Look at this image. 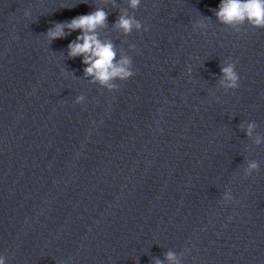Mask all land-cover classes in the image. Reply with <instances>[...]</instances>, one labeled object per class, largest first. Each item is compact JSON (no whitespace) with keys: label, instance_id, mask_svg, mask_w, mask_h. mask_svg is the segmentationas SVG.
Returning <instances> with one entry per match:
<instances>
[{"label":"clouds","instance_id":"clouds-1","mask_svg":"<svg viewBox=\"0 0 264 264\" xmlns=\"http://www.w3.org/2000/svg\"><path fill=\"white\" fill-rule=\"evenodd\" d=\"M101 4H111L113 8H118L116 0H100ZM127 8H119L118 17L112 28L122 33L124 36L130 35L133 30L140 31L142 24L131 15L128 9L136 10L141 0H126ZM95 10L88 14L78 15L71 20L55 22L44 33L46 41L63 39L74 31H79V35L67 46V57L69 59L81 57L84 77L90 78V83L97 84L108 91L117 90V81L123 82L135 75L132 58L123 52H118L116 45L109 38H101L100 30L108 28L109 12L103 7H94ZM216 21L239 33L245 25L253 29H264V0H221L217 9L212 10ZM24 16H30L25 12ZM197 19L195 27L207 28L210 18ZM144 31L147 28L144 27ZM135 46L131 45L130 50ZM240 77L236 71L234 62L225 60L220 63V76L218 85L225 92L235 90L239 87ZM85 100L83 95L75 97L74 103L80 104ZM258 125L253 122L241 123L239 128L245 135L253 140L256 146L264 143V136L256 133ZM259 170V163L255 160L247 161L243 169L245 177L252 175ZM225 202H231L233 196L230 192H225L222 196ZM168 264H181L182 255L173 251L165 253ZM0 264H5V257L0 256ZM151 264H163L159 258H152Z\"/></svg>","mask_w":264,"mask_h":264}]
</instances>
